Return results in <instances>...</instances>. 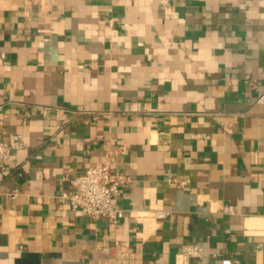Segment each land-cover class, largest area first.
I'll use <instances>...</instances> for the list:
<instances>
[{"label": "crops", "instance_id": "1", "mask_svg": "<svg viewBox=\"0 0 264 264\" xmlns=\"http://www.w3.org/2000/svg\"><path fill=\"white\" fill-rule=\"evenodd\" d=\"M0 128V264L261 263L264 0H0ZM120 147L125 216L81 215Z\"/></svg>", "mask_w": 264, "mask_h": 264}, {"label": "built area", "instance_id": "2", "mask_svg": "<svg viewBox=\"0 0 264 264\" xmlns=\"http://www.w3.org/2000/svg\"><path fill=\"white\" fill-rule=\"evenodd\" d=\"M15 142L5 141L0 128V169H6L8 154ZM125 153V149L120 147L116 150H108L102 164L87 168L85 171L78 173L72 180L73 191L70 194H64L70 206L81 215L92 219L105 218L112 223H117L125 216V211L115 204L116 198L120 195L121 187L129 180V177L115 170L113 165L118 155ZM262 169L264 172V157L262 159ZM232 211V207L228 208ZM163 211H157V217H163ZM119 247L124 245H118ZM118 247V248H119ZM258 249L262 254L264 264V238L258 244ZM119 250V249H118ZM122 257L126 259L118 260L116 264H135L136 257L134 254L121 248ZM221 264H244L238 257L223 258Z\"/></svg>", "mask_w": 264, "mask_h": 264}]
</instances>
